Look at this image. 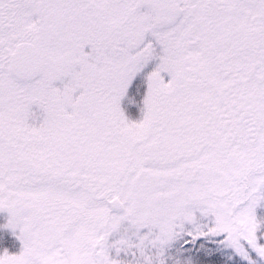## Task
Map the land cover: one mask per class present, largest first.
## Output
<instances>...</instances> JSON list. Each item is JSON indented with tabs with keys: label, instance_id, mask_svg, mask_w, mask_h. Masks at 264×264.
<instances>
[{
	"label": "snow or ice",
	"instance_id": "1",
	"mask_svg": "<svg viewBox=\"0 0 264 264\" xmlns=\"http://www.w3.org/2000/svg\"><path fill=\"white\" fill-rule=\"evenodd\" d=\"M0 264H264V0H0Z\"/></svg>",
	"mask_w": 264,
	"mask_h": 264
}]
</instances>
